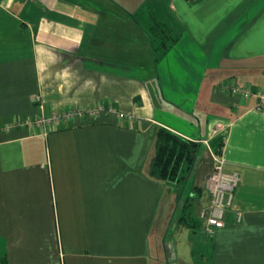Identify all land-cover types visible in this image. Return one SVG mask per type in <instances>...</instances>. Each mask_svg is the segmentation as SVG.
Instances as JSON below:
<instances>
[{"label":"crops","instance_id":"1","mask_svg":"<svg viewBox=\"0 0 264 264\" xmlns=\"http://www.w3.org/2000/svg\"><path fill=\"white\" fill-rule=\"evenodd\" d=\"M150 1L0 0V264H264V114L226 88L264 92V0ZM159 127L198 145L184 182L149 175ZM216 154L240 181L209 231Z\"/></svg>","mask_w":264,"mask_h":264},{"label":"built area","instance_id":"2","mask_svg":"<svg viewBox=\"0 0 264 264\" xmlns=\"http://www.w3.org/2000/svg\"><path fill=\"white\" fill-rule=\"evenodd\" d=\"M226 88L232 94L240 96L242 99L253 98L255 110L264 114V92L259 88H253L248 84L230 83ZM106 109L103 103H96L89 109L73 107L59 113H53L50 116H44L40 113L33 118H27L24 122H16L13 125H24L26 127H40L42 133H46L50 126L57 127L59 123L71 122L76 118L95 119ZM42 112V110H41ZM215 163L212 171L206 178V188L208 192V230L222 225L224 215L227 209L232 205L235 190L240 181V174L236 171L226 172L223 169V157L214 156ZM240 214H237L239 218Z\"/></svg>","mask_w":264,"mask_h":264},{"label":"trees","instance_id":"3","mask_svg":"<svg viewBox=\"0 0 264 264\" xmlns=\"http://www.w3.org/2000/svg\"><path fill=\"white\" fill-rule=\"evenodd\" d=\"M148 31L156 41L153 46L156 56H163L176 41L170 33V27L153 15L148 19ZM154 140L155 152L149 165V175L161 181L184 182L194 163L197 143L164 127L156 129ZM187 218L189 213L185 215L182 211L178 220L188 222Z\"/></svg>","mask_w":264,"mask_h":264},{"label":"rangeland","instance_id":"4","mask_svg":"<svg viewBox=\"0 0 264 264\" xmlns=\"http://www.w3.org/2000/svg\"><path fill=\"white\" fill-rule=\"evenodd\" d=\"M150 4H152V5H161V6H163V2L161 1V0H151L150 1ZM191 96H193V94L191 95ZM169 97L170 98H172L176 103H179L180 102V100L181 101H187V99H184V98H182V97H180V96H177V95H175V94H169ZM189 100V99H188ZM192 100V99H191ZM188 206H189V203H188V201L186 200V199H184L183 201H182V210H183V213L184 212H186L187 213V211H188Z\"/></svg>","mask_w":264,"mask_h":264}]
</instances>
